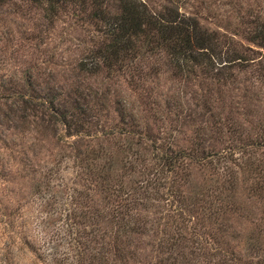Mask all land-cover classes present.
Returning <instances> with one entry per match:
<instances>
[{
    "label": "rangeland",
    "instance_id": "1",
    "mask_svg": "<svg viewBox=\"0 0 264 264\" xmlns=\"http://www.w3.org/2000/svg\"><path fill=\"white\" fill-rule=\"evenodd\" d=\"M140 1L215 34L232 77L185 72L143 37L85 71L100 21L0 5V264H47L52 238L62 260L68 213L80 264H264V0Z\"/></svg>",
    "mask_w": 264,
    "mask_h": 264
},
{
    "label": "trees",
    "instance_id": "2",
    "mask_svg": "<svg viewBox=\"0 0 264 264\" xmlns=\"http://www.w3.org/2000/svg\"><path fill=\"white\" fill-rule=\"evenodd\" d=\"M11 0H0V5ZM41 6L47 19L52 20L59 11L66 6H77L81 11H87V18L98 20L103 25V32L108 36L104 47L86 56L80 63L82 69L95 72L100 65L107 67L120 66L121 62L131 57L138 50L136 43L140 37L146 39V44L153 48H163L172 55L179 69L191 72L194 64H204L209 70L215 69L224 79H229L231 73L227 70L233 61L239 59L231 52L221 53L217 48L215 34L201 28L198 22L185 16L172 7H162L159 11H150L145 3L140 0H27ZM115 2L116 11L110 13L109 4ZM255 37L264 46V25L260 26ZM30 103L28 98L21 100ZM47 107L52 112V117H62L61 122H65V117L51 100L44 99L39 103ZM54 117V118H55ZM82 119V118H81ZM80 119V120H81ZM212 153L211 155H216ZM161 161L172 168L173 163L179 158V153L175 155H162ZM95 160V159H94ZM88 165V164H87ZM106 176V175H104ZM105 179L107 178L104 177ZM57 179H59L57 177ZM63 234L58 235L59 241L66 246L64 250H69V254L64 253L62 260L56 259L59 254L58 241L51 240L50 258L47 264H80L81 255L77 249L74 226L70 222V216L66 214ZM60 234V233H59ZM69 256V257H68Z\"/></svg>",
    "mask_w": 264,
    "mask_h": 264
}]
</instances>
